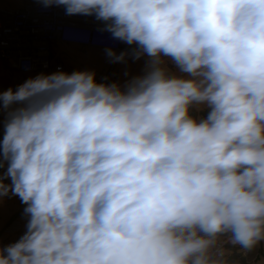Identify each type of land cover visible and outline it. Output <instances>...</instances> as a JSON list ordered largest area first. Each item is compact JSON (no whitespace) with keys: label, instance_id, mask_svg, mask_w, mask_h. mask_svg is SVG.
I'll list each match as a JSON object with an SVG mask.
<instances>
[{"label":"clouds","instance_id":"obj_1","mask_svg":"<svg viewBox=\"0 0 264 264\" xmlns=\"http://www.w3.org/2000/svg\"><path fill=\"white\" fill-rule=\"evenodd\" d=\"M150 60L124 85L58 71L0 92V264H232L264 241V0H42ZM106 54L113 62L128 55ZM169 57L190 78L164 66ZM205 106L206 118L190 109ZM10 180V183H5Z\"/></svg>","mask_w":264,"mask_h":264},{"label":"built area","instance_id":"obj_2","mask_svg":"<svg viewBox=\"0 0 264 264\" xmlns=\"http://www.w3.org/2000/svg\"><path fill=\"white\" fill-rule=\"evenodd\" d=\"M104 24L95 16L66 15L63 6L46 7L42 0H25L17 9L0 8V61L19 74L38 76L64 72L62 65L51 60L57 44L129 54L134 45L114 39L103 30ZM97 83H105V78L99 77ZM20 228L14 222L6 232L13 235Z\"/></svg>","mask_w":264,"mask_h":264},{"label":"crops","instance_id":"obj_3","mask_svg":"<svg viewBox=\"0 0 264 264\" xmlns=\"http://www.w3.org/2000/svg\"><path fill=\"white\" fill-rule=\"evenodd\" d=\"M133 46L132 50L134 49ZM131 52L128 54L130 55ZM127 55V56H128ZM125 57L123 62H113L112 58H110L106 51L90 49V48H81L77 46H68V45H55L51 51V60L53 63L60 64L64 68V72L71 74L74 71H94L96 76V82L99 77L105 78V83L110 84L113 82L119 83L120 85H124V83L133 77L143 76L148 70V63L150 58L145 54L139 59L138 64H133L132 61L129 60V57ZM164 66L169 70V73L172 75H176L177 77L182 78H190L187 73L180 72L179 68L175 65V63L169 57H163ZM7 66V65H6ZM8 67V66H7ZM10 72L18 75L17 72L12 71L9 67ZM23 76H28L29 78L34 77V75L26 74ZM208 108L205 106H197L190 109V115L195 118H200L206 114V110ZM3 128H0V137H3ZM6 171V167L4 169H0V173ZM6 183H10L7 180ZM7 202L12 203V207L16 208V212L19 210V197L11 196L3 198L2 202H0V209ZM17 206V207H16ZM27 219V218H25ZM22 222V221H21ZM27 221L23 219L22 227L26 228ZM5 220L3 214L0 215V236L1 237H9L13 236L10 233L5 231ZM226 248L231 249V253L241 254L243 255V251L240 248H234L230 246H225ZM260 264H263L261 262Z\"/></svg>","mask_w":264,"mask_h":264},{"label":"rangeland","instance_id":"obj_4","mask_svg":"<svg viewBox=\"0 0 264 264\" xmlns=\"http://www.w3.org/2000/svg\"><path fill=\"white\" fill-rule=\"evenodd\" d=\"M25 0H0V8H10V9H17L20 8L24 4ZM136 46V45H134ZM135 48V47H134ZM132 63L138 64L139 59H134L132 53L127 56ZM31 77V78H35ZM30 79L28 76L18 75L10 72L8 67L5 63L0 61V92L6 91L9 88L13 89L14 91L18 88V86L22 85L25 81ZM209 109L205 112L206 114L200 118H206ZM8 110L7 109H0V128L4 129V122L7 120ZM195 118V117H194ZM199 119V118H198ZM10 181V180H9ZM19 210L18 212L14 211V207H12V203L7 202L4 206L0 209V215L3 214L5 220V231L10 224L14 222H18L20 224V231L13 236L9 237H1L0 236V246L6 247L9 244L17 242L21 236L24 235L26 232V228L22 227L23 219L27 221L26 216H24V208L26 205L22 204L21 201L18 204ZM17 207V206H16ZM22 221V222H21ZM232 264H260L263 262L264 264V241L260 243V245L251 252L247 254L241 255L231 253L230 256L227 257Z\"/></svg>","mask_w":264,"mask_h":264}]
</instances>
